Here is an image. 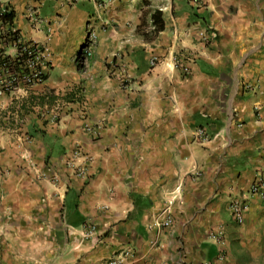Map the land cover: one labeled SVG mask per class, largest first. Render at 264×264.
Segmentation results:
<instances>
[{"label": "crops", "instance_id": "crops-1", "mask_svg": "<svg viewBox=\"0 0 264 264\" xmlns=\"http://www.w3.org/2000/svg\"><path fill=\"white\" fill-rule=\"evenodd\" d=\"M0 6L46 50L0 95V264H264V0Z\"/></svg>", "mask_w": 264, "mask_h": 264}, {"label": "built area", "instance_id": "built-area-1", "mask_svg": "<svg viewBox=\"0 0 264 264\" xmlns=\"http://www.w3.org/2000/svg\"><path fill=\"white\" fill-rule=\"evenodd\" d=\"M168 3V2H167ZM165 3L160 10H167L168 4ZM3 12V9L0 10ZM92 40V39H91ZM20 55H26L23 60V68L28 71V74L24 75L21 79L22 85L25 87H32L34 85H38L42 82L43 74L41 72V65L44 64L46 58V50L45 48L37 47V45H33V47H22L19 51ZM84 54L86 57H90L92 54V50L88 47L84 50ZM10 86V80H2L0 81V95L6 93V88ZM197 141L202 145L210 142L209 137L203 129H199L195 133ZM248 193L250 195H257L261 199L264 200V182L261 180H256L249 187ZM181 188L177 186L172 194L171 199H169L168 206H172L175 201L180 197ZM245 204L239 200H233L229 205V212L232 219L238 223L242 224L244 222L245 216ZM128 251H121L119 254L111 257L109 260L105 261L103 264H122L124 258L128 255Z\"/></svg>", "mask_w": 264, "mask_h": 264}, {"label": "trees", "instance_id": "trees-1", "mask_svg": "<svg viewBox=\"0 0 264 264\" xmlns=\"http://www.w3.org/2000/svg\"><path fill=\"white\" fill-rule=\"evenodd\" d=\"M0 11V81L10 80V86L6 88V93L15 91L23 87L21 79L28 71L23 68V60L26 55H20L22 47H33L30 43H22L18 31H13L12 25L15 19V12L9 7H1ZM9 48H14L16 54H7ZM44 76L42 77V81Z\"/></svg>", "mask_w": 264, "mask_h": 264}, {"label": "rangeland", "instance_id": "rangeland-1", "mask_svg": "<svg viewBox=\"0 0 264 264\" xmlns=\"http://www.w3.org/2000/svg\"><path fill=\"white\" fill-rule=\"evenodd\" d=\"M83 58H88V57H86V55L84 54V55H83Z\"/></svg>", "mask_w": 264, "mask_h": 264}]
</instances>
